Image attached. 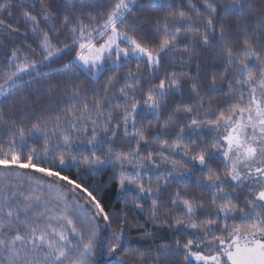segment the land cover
<instances>
[{
    "label": "snow or ice",
    "instance_id": "obj_1",
    "mask_svg": "<svg viewBox=\"0 0 264 264\" xmlns=\"http://www.w3.org/2000/svg\"><path fill=\"white\" fill-rule=\"evenodd\" d=\"M0 264H264V0H0Z\"/></svg>",
    "mask_w": 264,
    "mask_h": 264
},
{
    "label": "trees",
    "instance_id": "obj_2",
    "mask_svg": "<svg viewBox=\"0 0 264 264\" xmlns=\"http://www.w3.org/2000/svg\"><path fill=\"white\" fill-rule=\"evenodd\" d=\"M161 235L164 236L166 239H169V240L171 239L170 234L167 233L166 231H161ZM141 243H143V242H141Z\"/></svg>",
    "mask_w": 264,
    "mask_h": 264
}]
</instances>
